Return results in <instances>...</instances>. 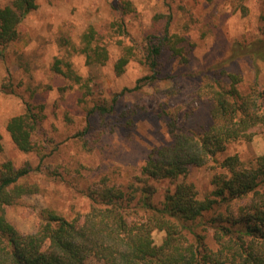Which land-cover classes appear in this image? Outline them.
Listing matches in <instances>:
<instances>
[{"label": "trees", "instance_id": "16d2710c", "mask_svg": "<svg viewBox=\"0 0 264 264\" xmlns=\"http://www.w3.org/2000/svg\"><path fill=\"white\" fill-rule=\"evenodd\" d=\"M161 1L168 11L156 17L154 31L142 42L128 29L127 17L136 11L134 4L126 1L119 8L110 24L111 36L120 38L123 50L115 63L117 75L136 60L149 68L146 80H157L167 47L188 62L184 49L178 47L185 38L171 32L176 14L185 7L179 5L174 10L172 3L177 0ZM37 8L36 0L0 5L3 61L22 39L24 20ZM162 20L163 25L158 26ZM261 30L254 40H235L230 55L203 72V84L195 96L208 104L210 123L200 125L198 131H187L181 126L179 112L170 115L164 111L171 119V143L154 148L131 183L124 185L104 175L80 189L91 202L88 212L69 220L47 208L40 212L36 231H19L9 221L8 209L22 198L38 194L40 186L28 182L31 167L16 168L12 161L4 162L0 166V264H264V154L250 162L238 154L223 157L232 143L251 142L264 132V86L256 78L243 91L242 75L223 69L241 58L255 66L264 64V27ZM103 41L94 27L79 43L64 37L59 40L63 55L54 59L51 70L67 81L61 91L78 92L79 104H87L94 96L96 84L91 77L79 74L70 59L82 55L88 66L105 65L110 54ZM11 85L15 92L14 83ZM92 100V105L85 106L87 125L74 136L88 152L106 134L131 125L143 112L136 106L121 107L118 96L110 101ZM45 119V104L25 102L24 112L8 121L7 131L19 151H39L35 138ZM91 120L97 122L96 128ZM192 167H207L215 173L213 190L201 195L188 181ZM150 181L174 185L161 204L153 201L157 189ZM155 231L165 233L160 245L155 243ZM209 236L216 249L209 245Z\"/></svg>", "mask_w": 264, "mask_h": 264}, {"label": "rangeland", "instance_id": "374dc122", "mask_svg": "<svg viewBox=\"0 0 264 264\" xmlns=\"http://www.w3.org/2000/svg\"><path fill=\"white\" fill-rule=\"evenodd\" d=\"M12 1L0 0V5L5 7ZM126 1L136 8L127 17L128 29L136 41L142 42L154 31L156 17L168 11L161 0H36L38 8L22 24V39L10 49L5 61L0 58V166L10 160L16 168L31 167L28 182L40 186L38 194L24 197L8 209L9 221L23 233L37 230L40 212L47 208L69 220L88 212L91 202L80 189L104 175L124 185L134 181L150 152L171 143L168 128L171 119L164 116V111L170 115L179 112L181 126H186L187 131H198L200 125H208V104L195 96L203 84V72L227 58L235 40H254L264 27V0H177L172 3L174 10L179 5L185 10L179 9L171 32L185 38L178 47L184 49L188 62L165 48L160 75L149 82L145 79L150 75L149 68L136 60L131 61L122 75L115 71L123 50L118 44L120 38L111 36L110 24ZM163 23L164 20L159 21L158 26ZM90 27L104 37L110 58L103 66H88L82 55L70 59L79 74L91 77L96 84L94 96L87 104H79L80 95L75 89L61 91L67 81L54 74L51 65L63 55L59 46L62 37L79 43ZM223 69L242 75L243 91L256 78L264 86L262 63L255 66L241 58ZM11 83L15 92L11 91ZM136 87L140 89L135 90ZM115 96L121 107L136 106L143 112L131 125L106 134L93 151H85L74 138L87 125L85 106L92 105V99L110 101ZM25 102L45 104L46 119L35 138L38 152L19 151L6 128L11 118L24 112ZM91 124L92 128L97 127L95 120ZM234 154L244 162L264 154V132L251 142L232 143L223 157ZM214 174L207 167H192L187 179L205 195L213 190ZM150 183L157 189L155 204H161L166 191L174 188L168 181ZM211 236L208 243L216 249ZM153 237L160 245L165 233L155 231Z\"/></svg>", "mask_w": 264, "mask_h": 264}]
</instances>
